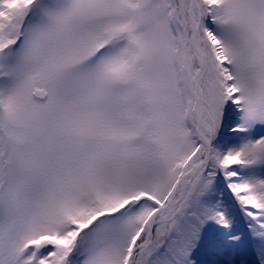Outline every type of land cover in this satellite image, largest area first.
Returning a JSON list of instances; mask_svg holds the SVG:
<instances>
[{"label": "snow or ice", "instance_id": "snow-or-ice-1", "mask_svg": "<svg viewBox=\"0 0 264 264\" xmlns=\"http://www.w3.org/2000/svg\"><path fill=\"white\" fill-rule=\"evenodd\" d=\"M0 264H264V0H0Z\"/></svg>", "mask_w": 264, "mask_h": 264}]
</instances>
